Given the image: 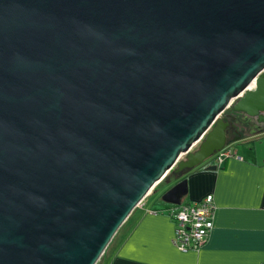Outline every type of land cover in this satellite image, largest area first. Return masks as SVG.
<instances>
[{
  "label": "water",
  "instance_id": "obj_1",
  "mask_svg": "<svg viewBox=\"0 0 264 264\" xmlns=\"http://www.w3.org/2000/svg\"><path fill=\"white\" fill-rule=\"evenodd\" d=\"M229 105L264 122V0H0V264H96Z\"/></svg>",
  "mask_w": 264,
  "mask_h": 264
},
{
  "label": "crops",
  "instance_id": "obj_2",
  "mask_svg": "<svg viewBox=\"0 0 264 264\" xmlns=\"http://www.w3.org/2000/svg\"><path fill=\"white\" fill-rule=\"evenodd\" d=\"M254 134L264 129L248 135ZM232 142L238 157L220 164L211 157L182 176L187 179L183 201L213 195V227L199 248L178 249L170 204L144 200L146 195L124 221L125 230L104 264H264V148Z\"/></svg>",
  "mask_w": 264,
  "mask_h": 264
},
{
  "label": "built area",
  "instance_id": "obj_3",
  "mask_svg": "<svg viewBox=\"0 0 264 264\" xmlns=\"http://www.w3.org/2000/svg\"><path fill=\"white\" fill-rule=\"evenodd\" d=\"M230 156L238 157V154L229 143L211 155L215 164H220ZM214 210L215 204L211 193L200 200L170 203L169 213L175 221L174 245L180 250L199 248L213 227Z\"/></svg>",
  "mask_w": 264,
  "mask_h": 264
},
{
  "label": "rangeland",
  "instance_id": "obj_4",
  "mask_svg": "<svg viewBox=\"0 0 264 264\" xmlns=\"http://www.w3.org/2000/svg\"><path fill=\"white\" fill-rule=\"evenodd\" d=\"M231 105H229L221 114L220 116H225L226 114L232 112ZM264 129V128H263ZM247 133V132H246ZM254 133V132H253ZM232 141L228 142L229 144ZM234 145L240 146L241 148H249L253 147L255 148H264V134H254V135H248L243 136L242 138H239L238 140H235L232 142ZM199 142H196L192 147L191 150H194L197 148ZM185 155L182 154L180 158H184ZM211 156L207 157L205 161L210 160ZM176 167V164L166 173V175L152 188V190L147 194L144 200H155L157 199L159 202L163 204H170L168 202H165L161 199V193L166 190L168 187H170L172 184H174L177 180L181 178V175H178L176 172H174V168ZM123 222L121 226L117 229L115 234L113 235L112 239L108 243V245L105 247L103 253L99 257V259L96 261V264H104L107 256L111 252V249L117 244L120 236L122 235L123 231L125 230L126 225Z\"/></svg>",
  "mask_w": 264,
  "mask_h": 264
},
{
  "label": "flooded vegetation",
  "instance_id": "obj_5",
  "mask_svg": "<svg viewBox=\"0 0 264 264\" xmlns=\"http://www.w3.org/2000/svg\"><path fill=\"white\" fill-rule=\"evenodd\" d=\"M223 117L233 121V126L229 128L228 138L237 134H239L240 137L242 135L252 134L253 132H258V130H263L264 128V122H258L254 117L249 116L240 110L233 109L232 112Z\"/></svg>",
  "mask_w": 264,
  "mask_h": 264
},
{
  "label": "bare ground",
  "instance_id": "obj_6",
  "mask_svg": "<svg viewBox=\"0 0 264 264\" xmlns=\"http://www.w3.org/2000/svg\"><path fill=\"white\" fill-rule=\"evenodd\" d=\"M251 85H252V83H251ZM251 85H250V86H251Z\"/></svg>",
  "mask_w": 264,
  "mask_h": 264
}]
</instances>
